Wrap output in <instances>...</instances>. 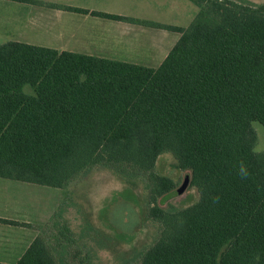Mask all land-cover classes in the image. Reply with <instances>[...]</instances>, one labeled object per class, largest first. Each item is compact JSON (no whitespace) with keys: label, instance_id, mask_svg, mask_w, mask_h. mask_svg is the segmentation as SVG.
<instances>
[{"label":"trees","instance_id":"trees-1","mask_svg":"<svg viewBox=\"0 0 264 264\" xmlns=\"http://www.w3.org/2000/svg\"><path fill=\"white\" fill-rule=\"evenodd\" d=\"M189 1L198 10L187 27L55 5L180 33L157 67L1 42L0 178L68 190L111 170L141 182L148 224L135 227L160 228L123 264H264V151L254 125L264 127V1ZM163 156L170 174L159 171ZM175 169L192 172L199 198L164 208ZM58 214L16 264H97Z\"/></svg>","mask_w":264,"mask_h":264},{"label":"rangeland","instance_id":"rangeland-1","mask_svg":"<svg viewBox=\"0 0 264 264\" xmlns=\"http://www.w3.org/2000/svg\"><path fill=\"white\" fill-rule=\"evenodd\" d=\"M62 2L119 15L135 16L145 13L152 16L153 20L160 19L182 27L190 25L198 10V7L189 0H63ZM22 12L23 8L20 4L10 0H0V43L11 38L7 37L10 31H17L19 15ZM68 15H71L69 16L71 18L66 15L64 18L66 27L62 28L57 20L58 17L52 11L42 19L45 25L31 31L29 38L31 40L36 38L34 40L45 42L48 46L58 50L106 56V58L122 59L123 56L115 53V50L131 48V50L144 54V58H134V61L146 62L152 67L159 66L166 58L163 57L161 49L145 41V37H149L148 30H145L144 36L143 33L139 34L132 24L129 26L128 23L94 15L88 18L77 13ZM125 30L131 33V37L128 38L129 43L122 42L117 37L121 36L120 31L128 33ZM171 35H173L174 46L180 33L173 31ZM152 53L156 55H150ZM254 125L258 133L257 149L264 151V127L258 122ZM172 167L174 164L170 163L166 156L161 157L159 161L161 173H169ZM186 171L175 169L171 175L180 184ZM0 180L11 181L3 178ZM11 183L21 182L11 181ZM138 185V187H132L128 179L111 170H94L68 190L33 184V188L25 191L24 194L21 191L0 189V195L23 196L28 203H31L28 211L29 215L33 214L35 223H41L42 218L47 223L50 219L46 217L48 213L51 216L54 212L59 213L63 228L67 225L71 231H74V234H77L74 235L77 238L76 244L80 247L84 246L83 240L88 242L89 257L93 259V263L123 264L150 244L160 228L158 226L157 230L156 227L142 226L138 230V227H135L138 221H140V226L143 223L148 224V217L145 213L148 201L145 200L147 195L144 196L146 189L141 182ZM198 198L197 188L191 185L184 201L181 203L171 201L169 204L184 207L193 204ZM72 232L69 235L73 234ZM99 237L104 241L102 249L99 245L96 248Z\"/></svg>","mask_w":264,"mask_h":264},{"label":"crops","instance_id":"crops-1","mask_svg":"<svg viewBox=\"0 0 264 264\" xmlns=\"http://www.w3.org/2000/svg\"><path fill=\"white\" fill-rule=\"evenodd\" d=\"M10 1L16 4H20V6H22L23 8V12L20 13L19 15L20 21L19 24H17V31H10L7 37H11L9 39L26 42L34 45L50 47V48H54V47L48 46L45 42H39L34 40L36 38L31 40L29 37L31 31H34L45 25L42 19L47 17L52 11L55 13L56 17H58L57 20L60 22L62 28L66 27L64 25L65 23L64 18L66 17V15L68 17L71 16L68 14L77 13L84 15L85 18L91 16L90 13H80V12L57 8L55 5L78 7L68 2H62L63 0H31V1L10 0ZM89 1H97V0H89ZM105 1H109V0H105ZM79 8H83V7H79ZM84 9L93 11L92 9L87 7H85ZM123 16H128V15H123ZM128 17L153 20V18H151L152 16L145 13L135 16H128ZM154 21L167 23L160 19ZM121 22H124L125 24L128 23L127 25L129 26L130 24L134 25L137 28V32H139V34L143 33L144 36H145V30H148L147 35H149V37H145V41L151 42L153 46L161 49L163 53V57H166L170 52V50L172 49L173 35H171V31L166 29L150 28L131 22H125V21H121ZM125 32L128 33H124L120 31L121 36H117V37L119 38L120 41L129 43L128 38L131 37V33L129 30H125ZM143 50L146 51L145 49ZM115 53L121 54L123 58L122 59L112 58V59L150 66L146 62L134 61L133 60L134 58H138V59L144 58V54L140 52H136L135 50H131V48H129V50L125 48H123L122 50L116 49ZM150 55H156V53H152ZM11 181L0 180V189H11L15 191H21L24 194L25 191L33 188L32 187L33 183L21 182V181H15L21 183H11ZM30 206L31 203H28V201L23 196H17V195L14 196L12 194L7 196L0 195V219L7 220V221L0 220V263L1 264H16L17 261L22 257V255L26 252L28 247L32 244V242L36 238L39 231V225H43L45 223L43 218L41 223L34 222L35 218L33 214L29 215L28 207L30 208ZM50 216L51 215L48 213L46 217L50 218Z\"/></svg>","mask_w":264,"mask_h":264},{"label":"water","instance_id":"water-1","mask_svg":"<svg viewBox=\"0 0 264 264\" xmlns=\"http://www.w3.org/2000/svg\"><path fill=\"white\" fill-rule=\"evenodd\" d=\"M191 184L192 172L187 170L180 184L161 196L159 200L160 205L166 208L171 201H174L175 203H181L184 201L188 196Z\"/></svg>","mask_w":264,"mask_h":264},{"label":"clouds","instance_id":"clouds-1","mask_svg":"<svg viewBox=\"0 0 264 264\" xmlns=\"http://www.w3.org/2000/svg\"><path fill=\"white\" fill-rule=\"evenodd\" d=\"M238 175L241 178H247L250 175V173L247 169V166L245 165V163L243 161H241L239 164Z\"/></svg>","mask_w":264,"mask_h":264}]
</instances>
